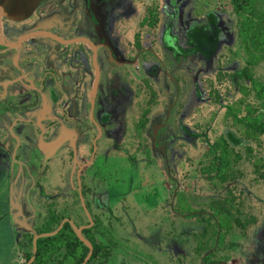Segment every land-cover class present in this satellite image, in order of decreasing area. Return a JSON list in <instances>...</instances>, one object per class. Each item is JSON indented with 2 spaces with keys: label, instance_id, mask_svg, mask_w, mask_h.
Returning a JSON list of instances; mask_svg holds the SVG:
<instances>
[{
  "label": "flooded vegetation",
  "instance_id": "flooded-vegetation-1",
  "mask_svg": "<svg viewBox=\"0 0 264 264\" xmlns=\"http://www.w3.org/2000/svg\"><path fill=\"white\" fill-rule=\"evenodd\" d=\"M189 4L191 0H0V264L35 262L38 240L44 237L34 235L54 231L62 221L54 235L63 227L72 230V264L79 240L73 225L91 243L92 253L94 243L104 244L99 261L89 262L90 256L86 264H114L113 225L95 213L111 217V202L122 192L107 185L110 178L116 179L110 184L121 182L109 159L126 155L134 161L140 150L147 155L154 149L166 155L172 137L163 136L173 111L170 98L180 91L171 65L202 61L207 68L224 40L220 11L208 10L197 20ZM230 6L233 11L231 0ZM254 65L246 56L249 78L242 67L230 74L232 83L243 79L255 86ZM162 92L167 102L163 113L156 114ZM235 109L229 105L226 112L247 140L253 138L236 122L233 114L244 115ZM179 128L187 138L204 137L183 124ZM128 137L133 145L125 144ZM218 139L230 148L225 138ZM214 141H206L208 150ZM102 156L110 164L98 168ZM186 198L177 194L178 209L191 216ZM196 212L192 216L204 213ZM215 235L221 243L226 233L223 239ZM53 242L52 264H60L61 240ZM197 248H204L201 240ZM202 260L223 262L209 250Z\"/></svg>",
  "mask_w": 264,
  "mask_h": 264
},
{
  "label": "rangeland",
  "instance_id": "rangeland-1",
  "mask_svg": "<svg viewBox=\"0 0 264 264\" xmlns=\"http://www.w3.org/2000/svg\"><path fill=\"white\" fill-rule=\"evenodd\" d=\"M188 7L197 20L208 10L220 11L224 40L207 68L202 61L180 68L171 65V73L180 79V91L178 97L172 92L170 98L173 111L163 136L170 133L172 137L166 155L154 149L147 155L140 150L134 161L126 155L110 158L121 182L110 184L116 181L110 178L107 185H115V190L118 186L122 192H116L111 202V217L100 210L95 213L113 225L110 232L117 240L112 250L114 264L121 259L123 264H204L202 255L207 250L221 264H264V134L247 140L226 112L231 105L239 108L238 116L245 115L249 107L253 115L264 114V95L260 97L257 86L248 81L233 84L230 80L233 71L246 65L230 0H191ZM250 70L257 82H264V59ZM242 87L248 92H242ZM145 97L140 95L141 101ZM157 98L156 114L163 113L167 98L163 92ZM181 124L204 137L187 138ZM220 137L230 144L232 162L225 179L211 180L203 171L211 158L206 141ZM132 143V138H126L125 144ZM103 161L99 157L98 168L110 164ZM180 191L195 211L204 213L186 216L187 212H180ZM213 204H223L230 211L232 228L221 243L215 242L214 226L206 221ZM203 227L207 230L201 233ZM200 240L203 249L197 248Z\"/></svg>",
  "mask_w": 264,
  "mask_h": 264
},
{
  "label": "trees",
  "instance_id": "trees-1",
  "mask_svg": "<svg viewBox=\"0 0 264 264\" xmlns=\"http://www.w3.org/2000/svg\"><path fill=\"white\" fill-rule=\"evenodd\" d=\"M233 12L237 17V35L240 41L241 48L244 54L247 56L248 61L252 64H256L264 58V0H231ZM245 77L249 78L247 67H244ZM256 83V84H255ZM258 95L262 97L264 95V83L255 82ZM242 92L244 88L242 87ZM238 109H235L237 111ZM229 112H232L229 109ZM237 123L244 127V133L248 137L256 138L259 134L264 132V123L261 122L262 113L250 117L246 114L240 118L233 114ZM208 154L211 155L209 164L204 168V171L208 174L214 172L209 178L225 179V175L228 173L230 164L232 162V152L228 143L224 139L215 140L209 144ZM235 156V154H234ZM179 203L183 201L182 195L179 196ZM181 208V205H180ZM185 208V207H184ZM213 212L207 219V225L209 222L213 223V232L217 233L218 239H223L225 233L229 232L232 228L230 220V211L223 204H213L211 206ZM189 215L197 214L193 213V208L190 204L186 207ZM207 227L203 228L205 232ZM59 238L60 244V264H72V230L70 228L63 227L56 235L50 237L40 238L38 240L37 257L32 264H52L55 257L54 239ZM77 249L75 253V264H80L87 253V247L84 246L77 238ZM104 244L99 242L94 243L93 253L89 260L99 261L101 250ZM58 258V256H56ZM210 264H217L211 262Z\"/></svg>",
  "mask_w": 264,
  "mask_h": 264
},
{
  "label": "water",
  "instance_id": "water-1",
  "mask_svg": "<svg viewBox=\"0 0 264 264\" xmlns=\"http://www.w3.org/2000/svg\"><path fill=\"white\" fill-rule=\"evenodd\" d=\"M31 7V5L29 4L27 7H23V11H28L29 8ZM15 12H18V10H14ZM66 220V219H64ZM64 221H62L63 223ZM62 223L59 225V227L57 229H55L54 231H51V232H45V233H41V234H35L34 235V238H37V237H49V236H53L62 226ZM71 227H72V223H71ZM73 230L74 232L76 233L77 237L79 238L80 241H82L84 243V245L88 248V252L87 254L85 255V257L83 258L82 262L80 264H86V262L88 261V259L90 258L91 256V253H92V245L91 243L86 239L84 238V236L82 235L81 233V229L79 227H76L73 225Z\"/></svg>",
  "mask_w": 264,
  "mask_h": 264
}]
</instances>
